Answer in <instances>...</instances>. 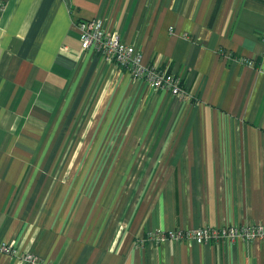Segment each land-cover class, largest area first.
Masks as SVG:
<instances>
[{
	"label": "crops",
	"instance_id": "0c3cea01",
	"mask_svg": "<svg viewBox=\"0 0 264 264\" xmlns=\"http://www.w3.org/2000/svg\"><path fill=\"white\" fill-rule=\"evenodd\" d=\"M91 19L188 94L84 50ZM263 36L264 0H0V243L39 259L0 264H264L155 239L264 222Z\"/></svg>",
	"mask_w": 264,
	"mask_h": 264
},
{
	"label": "built area",
	"instance_id": "2783aa9c",
	"mask_svg": "<svg viewBox=\"0 0 264 264\" xmlns=\"http://www.w3.org/2000/svg\"><path fill=\"white\" fill-rule=\"evenodd\" d=\"M82 48H93L106 60L115 62L125 68L134 80H141L153 89H166L172 94L185 97L187 88L182 85L181 77L155 65L144 62L143 52L133 44L124 42L116 32H109L104 27L102 19L81 20L78 23ZM264 41V36H263ZM245 65L254 66V61L242 57ZM264 74V68L260 69ZM155 239L158 243L169 241L194 240L197 243H220L222 241L236 242L238 240L253 241L264 239V222L256 224H230L223 226H200L189 229H170L160 231ZM0 252L17 255L26 262H37L38 257L32 253L20 254L7 243H0Z\"/></svg>",
	"mask_w": 264,
	"mask_h": 264
}]
</instances>
